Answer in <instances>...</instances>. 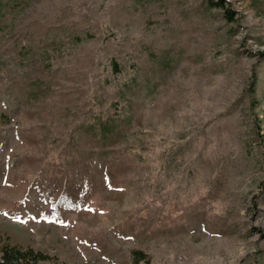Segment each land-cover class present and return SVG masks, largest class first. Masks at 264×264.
Masks as SVG:
<instances>
[{
    "label": "rangeland",
    "instance_id": "obj_1",
    "mask_svg": "<svg viewBox=\"0 0 264 264\" xmlns=\"http://www.w3.org/2000/svg\"><path fill=\"white\" fill-rule=\"evenodd\" d=\"M7 241L264 264V0H0Z\"/></svg>",
    "mask_w": 264,
    "mask_h": 264
},
{
    "label": "trees",
    "instance_id": "obj_2",
    "mask_svg": "<svg viewBox=\"0 0 264 264\" xmlns=\"http://www.w3.org/2000/svg\"><path fill=\"white\" fill-rule=\"evenodd\" d=\"M51 256L30 246L11 244L8 241L0 244V264H39L49 262ZM144 259L141 251L132 252V264H140Z\"/></svg>",
    "mask_w": 264,
    "mask_h": 264
}]
</instances>
